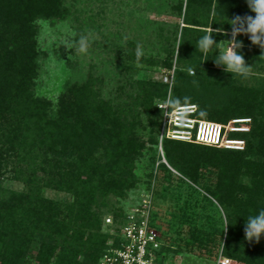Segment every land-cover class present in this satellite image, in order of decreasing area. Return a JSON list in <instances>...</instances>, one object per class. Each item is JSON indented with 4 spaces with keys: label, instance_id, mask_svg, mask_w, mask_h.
Masks as SVG:
<instances>
[{
    "label": "trees",
    "instance_id": "trees-1",
    "mask_svg": "<svg viewBox=\"0 0 264 264\" xmlns=\"http://www.w3.org/2000/svg\"><path fill=\"white\" fill-rule=\"evenodd\" d=\"M79 1L0 0V178L10 176L24 187L16 191L0 183V264H98L110 239L98 209L106 207L108 196L121 199L136 187V163L147 145L158 144L157 105L169 95L163 81L132 82L137 92L128 94V102L102 98L92 78L67 84L55 103L35 95L39 23L64 22L71 5ZM169 1L181 21L173 24L174 40L179 39L169 96L190 97L187 105H196L198 120L222 126L236 119L251 123L246 133H227L244 141L241 151L163 137L166 165L159 164L150 174L152 222L160 229L162 218L170 220L166 230L178 232V249L184 242L187 251L213 261L264 264V237L259 243L244 239L245 219L264 208V87H248L225 76L223 66L215 62L218 53L197 44L211 28L218 45L227 41L229 20L254 14L245 0ZM237 38L246 53L248 36ZM167 52L162 63L170 69L174 50ZM122 55L156 65L131 49ZM124 66L132 69L131 64ZM189 66L196 73H188ZM201 111L206 115L200 116ZM182 188L190 194L202 190L217 203L228 224L225 233L222 220L197 224L188 197L180 208L170 205L168 213L158 209L165 195L178 201ZM47 190L68 198L49 199ZM112 215L123 214L116 210ZM164 238L169 243L172 236Z\"/></svg>",
    "mask_w": 264,
    "mask_h": 264
},
{
    "label": "rangeland",
    "instance_id": "rangeland-1",
    "mask_svg": "<svg viewBox=\"0 0 264 264\" xmlns=\"http://www.w3.org/2000/svg\"><path fill=\"white\" fill-rule=\"evenodd\" d=\"M172 4L169 0H80L71 5L69 17L64 22L53 26L39 23L37 43L40 55L37 62L35 95L55 103L67 84L82 83L92 78L95 81L94 89L102 98L128 102V94L133 95L137 92L136 87L130 86L132 82L163 81V77L177 67L175 59L179 35L175 42L173 24L181 21L173 15ZM82 34L89 36V47L85 53L76 49V41ZM248 41L250 42L248 51L242 53L245 65L250 67L247 73L240 76L231 74L224 68L221 73L225 76L231 75L248 87H264V52L253 45L250 39ZM129 42L132 45L128 48ZM224 42L226 40L220 42L218 49L226 50L227 46ZM130 49L134 54L151 59L156 65L142 63L135 58L133 60L124 58L122 54ZM172 50H174L172 67L164 68L162 62L168 56L167 51ZM217 53L218 56L219 52ZM126 63L132 65L130 71L126 70L124 66ZM186 67L182 68L186 69ZM190 71L196 73V69L191 66L188 68V73ZM162 104L163 102H159L158 108ZM159 109L161 115H158L160 116L159 131L156 134L158 144L147 145L136 163L135 173L138 178L136 187L128 191L124 198L119 199L111 195L105 198L106 207L98 209L102 214L101 217L107 215L113 217L112 213L116 210L121 214L128 213L151 197L149 188L154 182L150 174L154 173L159 164L166 165L161 149L162 140H160L163 110ZM144 135L143 137L147 139L148 133L144 132ZM238 137L229 135L231 139ZM171 172L178 176L175 171L171 170ZM0 183L3 187L16 191L24 188L22 183L12 180L10 176L0 178ZM189 192L190 190L182 188L179 191L178 201L171 200L170 194L165 195L159 202L158 209L161 208L162 213H168L172 208L170 205L180 208L188 197L192 210L197 213V224L205 219H209L208 223L222 220L225 233V216L217 203L202 190L199 191L200 194ZM45 196L53 200L68 198L66 194L52 190H47ZM206 199L212 200L213 205ZM162 221L164 223L161 221L158 223L160 224L158 231L165 242L162 244L166 250L163 253L164 264H218V261L199 256L197 252L187 251L184 242L179 244L183 249H178V232L174 228L167 232L165 225L170 220L162 218ZM168 234L172 236L170 250L167 246L170 245V241L167 243V238H164L165 235L168 237ZM30 264L36 263L31 261Z\"/></svg>",
    "mask_w": 264,
    "mask_h": 264
},
{
    "label": "built area",
    "instance_id": "built-area-1",
    "mask_svg": "<svg viewBox=\"0 0 264 264\" xmlns=\"http://www.w3.org/2000/svg\"><path fill=\"white\" fill-rule=\"evenodd\" d=\"M193 72L190 71V74ZM174 69L163 77V83L173 85ZM168 95V96H169ZM163 110L164 103L159 106ZM196 105H185L182 113L168 120L163 116L160 140L165 137L175 141L208 145L226 150L241 151L243 140L231 139L227 133L248 132L250 119H236L222 126L196 118ZM163 114V113H162ZM152 193V191L150 192ZM144 203L119 218H102L103 231L110 236L98 264H164L161 234L152 222V195ZM218 264H230L219 259Z\"/></svg>",
    "mask_w": 264,
    "mask_h": 264
},
{
    "label": "clouds",
    "instance_id": "clouds-1",
    "mask_svg": "<svg viewBox=\"0 0 264 264\" xmlns=\"http://www.w3.org/2000/svg\"><path fill=\"white\" fill-rule=\"evenodd\" d=\"M248 9L254 15L234 16L230 21V38L224 42L226 50L218 49V45L213 38V29L209 33L201 36L198 41V47L203 51L219 52L215 57L217 65L223 66L224 70L233 74L244 76L250 67L245 65L242 54L243 43L237 37L246 35L253 45L258 46L264 52V0H245ZM216 32H223V29H216ZM220 44V43H219ZM89 47V36L82 34L76 41V49L85 53ZM191 102L190 97L168 96L164 101L163 116L174 118L176 115H187L182 113L181 109ZM200 116L206 115L201 111ZM228 224H225V229ZM264 237V208L258 210L255 214H250L245 219L244 239L248 242L259 243Z\"/></svg>",
    "mask_w": 264,
    "mask_h": 264
}]
</instances>
